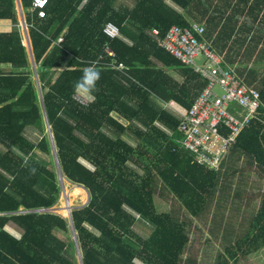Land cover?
<instances>
[{
    "label": "trees",
    "instance_id": "1",
    "mask_svg": "<svg viewBox=\"0 0 264 264\" xmlns=\"http://www.w3.org/2000/svg\"><path fill=\"white\" fill-rule=\"evenodd\" d=\"M170 1L187 18L165 0H135L131 8L117 9L116 0H49L39 18L30 10L32 0H20L58 163L65 177L90 195L87 205L71 210L82 264H182L188 222L157 210L158 182L200 218L222 195L221 170L227 165L244 159L264 174V76L252 83L254 69L237 75L258 90L260 114L240 131L219 169L198 165L179 150V120L164 104L189 109L206 82L150 32L157 29L162 39L172 26L196 22L208 39L217 12L227 11L222 2L229 7L228 19L238 9L231 0ZM253 12L264 14V0H251L247 13ZM0 22L11 26L0 31V64L11 66L0 70V264H79L74 243L60 235L69 228L62 215L28 212L53 209L60 190L55 167L33 157L36 149L50 155L48 136L32 142L25 135L26 128L39 127L43 115L15 0H0ZM107 23L117 27L118 36L103 32ZM213 42L224 44L219 34ZM108 63L115 67H105ZM165 70L175 71L181 82ZM139 220L152 227L145 238L134 229ZM239 235L224 246L217 264H238L240 257L264 248V200Z\"/></svg>",
    "mask_w": 264,
    "mask_h": 264
},
{
    "label": "rangeland",
    "instance_id": "2",
    "mask_svg": "<svg viewBox=\"0 0 264 264\" xmlns=\"http://www.w3.org/2000/svg\"><path fill=\"white\" fill-rule=\"evenodd\" d=\"M123 1L128 3L129 7L135 4V0ZM222 4L227 6L225 7L227 11L225 14L222 13V16L220 11L217 12L216 19L208 27L210 35H214L213 31L215 33L218 31L219 43H224L226 40L230 42V39H232L230 43L234 49L236 48L238 51L244 52L246 48V52L243 55L245 61H247L246 58L250 57L255 48L258 49L255 53L257 56L256 64L252 67H239L237 69L238 73H247L251 69L256 70L258 75H256L257 78L252 83L257 85L262 76H264V14L263 12L247 13L246 8L243 7V11L241 12L243 16L239 19L242 22L241 29L237 32L238 26L236 27L235 20L226 17L229 13L227 3L222 2ZM214 5H217V3ZM248 34L249 38L247 39ZM236 68H234L235 72ZM175 79L179 82L182 80L178 76H175ZM42 134L46 135L43 120L39 124V127L26 128L25 130L26 137L32 142H37ZM128 139L134 144L132 138ZM33 157L46 167L54 169L55 164L51 152L50 155H46L36 149ZM221 173V180L226 175V179L222 180V182H225L224 188L222 189L219 185L222 189L220 191L222 195H216V198L211 200L207 210L200 218L192 217L166 191L162 183L158 182L157 184V192L154 196L157 210L159 212H175L179 220L188 222L190 241L182 257V264H217V257L223 251L224 246L229 242H233L236 234L240 236L239 234H242L246 230L249 222L260 207L262 200H264V174L260 173L255 166L247 164L246 160L242 159L239 162L235 160L234 163L227 165L224 171L221 170ZM70 183H64L67 201L69 203L77 202L84 203V206L87 205L90 199L88 190ZM58 197L56 207H59L61 210L56 208V213L64 216L62 208L65 200L63 201L61 190ZM138 222L140 223H137L134 229L136 233L145 238L152 230V227L140 220ZM60 235L65 240L68 239L70 242H73L70 228H68L67 233ZM73 250L74 258L78 261L75 246ZM68 251L72 253V248L68 247ZM238 260V264H264V248L260 249L257 254L243 258L240 257Z\"/></svg>",
    "mask_w": 264,
    "mask_h": 264
},
{
    "label": "built area",
    "instance_id": "3",
    "mask_svg": "<svg viewBox=\"0 0 264 264\" xmlns=\"http://www.w3.org/2000/svg\"><path fill=\"white\" fill-rule=\"evenodd\" d=\"M48 2L32 0L30 10L35 11L39 18H44ZM103 32L110 38L118 36L117 27L111 23L104 26ZM203 33V26L196 22L187 26L174 25L162 39L158 38L157 29L150 32L157 37L160 47L206 82L189 109L177 108L172 101L164 104V108L179 120V150L187 151L198 165L218 170L240 131L251 119L258 118L261 103L258 90L243 82L234 68L224 63L222 56L205 41ZM61 40L60 37L57 42ZM105 52L114 56L108 48ZM105 67L115 66L108 63ZM116 68L121 69L122 65L118 64ZM74 98L84 105L88 103L79 94H75ZM53 209L42 212H55Z\"/></svg>",
    "mask_w": 264,
    "mask_h": 264
},
{
    "label": "crops",
    "instance_id": "4",
    "mask_svg": "<svg viewBox=\"0 0 264 264\" xmlns=\"http://www.w3.org/2000/svg\"><path fill=\"white\" fill-rule=\"evenodd\" d=\"M18 1H20V0H18ZM237 1H239V0H231V5H232V9H234V8H236V9H238V11L237 12H233L234 14H232V19L233 20H235V22H236V27L238 26V31L237 32H239L240 31V27H241V24H242V22L241 21H239V19L240 18H242V13L240 12V11H243V7H245L246 8V11H247V9L249 8V5H250V3H251V0H241V2L240 3H237ZM246 2V4H244L243 2ZM248 1V2H247ZM165 2L167 3V4H169L170 6H172L174 9H176L177 11H179V12H182V13H184V15L186 16L187 14H186V11H183V9L182 8H180L179 6H177L176 4H174L173 2H171L170 0H165ZM20 4H21V2H19ZM215 3H217V1L216 0H213V5L215 4ZM128 3H125L123 0L121 1V0H116V2L114 3V7L117 9V8H119V7H122V6H125V7H128V8H131V6L129 7L128 5H127ZM15 5H16V2H15ZM213 5H212V7H213ZM237 7H236V6ZM239 5V6H238ZM234 7V8H233ZM22 8V7H21ZM211 10H212V8H211ZM16 11H17V6H16ZM233 11V10H232ZM22 13H23V19H24V23H25V14H24V11H23V9H22ZM227 16V15H226ZM186 18H187V16H186ZM17 19H18V26H19V28H20V32H21V36H22V44L25 46V44H24V41H23V33H22V30H21V23H20V18H19V13H18V11H17ZM189 21H192V20H189ZM239 21V22H238ZM26 24V23H25ZM10 24H8V23H5V22H0V31H6V30H8V29H10ZM256 27V26H255ZM257 28V27H256ZM208 29V28H207ZM26 32H27V37H28V40H29V44L31 45V43H30V39H29V35H28V29H27V27H26ZM207 33H208V31H207ZM214 35H210L211 36V38H205V41L211 46V48H212V50L214 51V52H216L218 55H220V56H222V58H223V60H224V63L226 64V65H228V66H230V67H232V68H235V67H237L236 68V72H237V69H239V67H252L254 64H256V61H257V56L255 55V53H256V51L258 50V49H256L255 48V50L253 51V53L252 54H250V57L249 58H246V60L247 61H245L244 60V57H243V55L245 54V52H246V48H245V51L244 52H241V51H238L236 48L234 49V47L231 45V43L230 42H232L231 40L232 39H230V42H229V40H226L225 42H224V44H220L219 46L218 45H216V44H214V42L212 43V39H214L215 38V36H217V34H218V31H217V33H215V31H213L212 32ZM251 33V32H250ZM249 38V34H248V36H247V39ZM25 48H26V50H27V52H28V55H29V61H30V64H31V69H32V72H33V75H32V78H33V80L35 81V86H36V89H37V87H38V84H39V88L37 89V92H38V97H39V93L41 94V96H42V92H41V87H40V82H39V79H38V74H37V71H36V65H35V63H34V59H33V53H32V48H31V46H30V50L25 46ZM69 61V58L65 61V63H64V65L62 66V67H64V66H66V64H67V62ZM159 65V67L160 68H162L163 69V67H161V65L160 64H157V66ZM61 67V68H62ZM11 69V66L9 65V64H0V70H2V71H4V72H7V71H9ZM63 69V68H62ZM249 69V68H248ZM168 74H170L173 78H175V76L177 77H180V78H182L179 74H177L175 71H173V70H165ZM176 79H178V78H176ZM39 101H40V105L42 106V115H43V122H44V125H45V119L47 120V118H46V115H45V111H44V105H43V101H42V99H40V97H39ZM175 105H176V107H178L177 106V104L176 103H174ZM46 126V125H45ZM45 132H46V135L48 136V134H47V131H46V127H45ZM52 139H53V137H52ZM48 140H50V138H49V136H48ZM50 142V145H51V141H49ZM54 148H55V146H54ZM51 151H52V145H51ZM52 153V152H51ZM53 157V156H52ZM54 161V160H53ZM20 211H22V208L20 209ZM66 221H67V219H66V216H62Z\"/></svg>",
    "mask_w": 264,
    "mask_h": 264
},
{
    "label": "bare ground",
    "instance_id": "5",
    "mask_svg": "<svg viewBox=\"0 0 264 264\" xmlns=\"http://www.w3.org/2000/svg\"><path fill=\"white\" fill-rule=\"evenodd\" d=\"M18 4H19V1L17 0ZM21 4L18 5V13H19V18H20V23H21V30H22V33H23V41H24V44L25 46L30 50V44H29V40H28V37H27V32H26V25L24 23V19H23V13H22V8H21ZM32 51V50H31ZM45 127H46V131H47V134L50 138L49 141H51V145H52V156H53V160H54V164H55V169H56V174H57V179H58V185H59V188L61 190V194L63 196V201H64V205H63V213L65 214L64 216H66V219H67V222L68 224L70 225L69 223V213L71 210L73 209H77V208H81L83 207L84 203H73V202H68L67 201V194L65 191V188H64V183L65 182H70L64 175V173H62V170H61V167H60V164H58V160H57V155H56V152H55V148H54V143H53V139H52V133H51V128H50V125L48 123V121L45 119ZM70 184H73V185H77L79 187H84L82 185H79V184H75V183H70ZM85 188V187H84ZM57 205H55L53 208V210L56 212V208H58L59 210H61L59 207H56ZM47 211H51L52 208H47L46 209ZM73 222V221H72ZM77 236V235H76ZM77 238V237H76ZM78 240V239H77Z\"/></svg>",
    "mask_w": 264,
    "mask_h": 264
},
{
    "label": "water",
    "instance_id": "6",
    "mask_svg": "<svg viewBox=\"0 0 264 264\" xmlns=\"http://www.w3.org/2000/svg\"><path fill=\"white\" fill-rule=\"evenodd\" d=\"M15 2H16L17 9H18V5H20V3L18 4L17 0H15ZM38 88H39V84H38L37 89ZM39 97H40V99H42V96H41L40 93H39ZM55 152H56V149H55ZM42 211H46V209L30 210L28 212H42ZM69 223H70V225L68 224V226H69L70 231L72 233V239H73V243H74V246H75V249H76L78 262H79V264H82V261H81V253H80V249H79L78 242H77V238H76V232H75L74 227H73V224H72L71 212L69 213Z\"/></svg>",
    "mask_w": 264,
    "mask_h": 264
}]
</instances>
